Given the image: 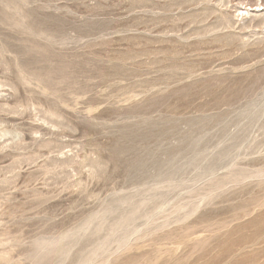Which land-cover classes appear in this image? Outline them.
Here are the masks:
<instances>
[{"label": "rangeland", "instance_id": "obj_1", "mask_svg": "<svg viewBox=\"0 0 264 264\" xmlns=\"http://www.w3.org/2000/svg\"><path fill=\"white\" fill-rule=\"evenodd\" d=\"M262 211L264 0H0V264H264Z\"/></svg>", "mask_w": 264, "mask_h": 264}, {"label": "bare ground", "instance_id": "obj_2", "mask_svg": "<svg viewBox=\"0 0 264 264\" xmlns=\"http://www.w3.org/2000/svg\"><path fill=\"white\" fill-rule=\"evenodd\" d=\"M264 222V211L260 212L259 214H257L255 217H253L252 219H250L248 222H246L243 225H238L234 228H232L231 230H229L226 235H227V241L225 243V246L223 247L221 254H218L216 256V260H219L221 258H223V256L227 255L229 252H231L233 246L238 243L239 241V245H241L243 243V238H237V239H233V235L235 233H240L241 230L243 228H247V227H251L254 226L256 229V233L259 232V230L262 229L261 224ZM264 238V237H263ZM262 254H264V250L262 251ZM243 254H240L238 256H242Z\"/></svg>", "mask_w": 264, "mask_h": 264}]
</instances>
